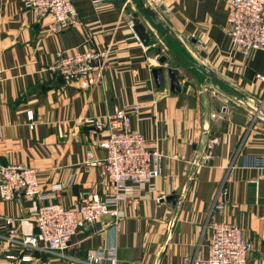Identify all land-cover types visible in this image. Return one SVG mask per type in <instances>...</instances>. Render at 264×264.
I'll list each match as a JSON object with an SVG mask.
<instances>
[{
    "label": "crops",
    "instance_id": "obj_1",
    "mask_svg": "<svg viewBox=\"0 0 264 264\" xmlns=\"http://www.w3.org/2000/svg\"><path fill=\"white\" fill-rule=\"evenodd\" d=\"M24 1L0 0V165L36 168L42 191L64 183L50 200L66 207L103 196L114 184L86 161L106 156L107 131L87 119L134 104L131 128L163 157L161 172L122 202L120 223L86 222L65 255L23 246L42 202L0 192V264H87L88 250L104 247L117 250L118 264H190L208 256L214 221L240 226L252 244L247 264H264V49L234 46L230 0H73L80 22L61 31ZM88 39L109 51L108 65L97 83L68 82L54 69L57 55Z\"/></svg>",
    "mask_w": 264,
    "mask_h": 264
},
{
    "label": "built area",
    "instance_id": "obj_2",
    "mask_svg": "<svg viewBox=\"0 0 264 264\" xmlns=\"http://www.w3.org/2000/svg\"><path fill=\"white\" fill-rule=\"evenodd\" d=\"M101 5L106 0H91ZM159 5L162 0H149ZM24 5L38 18H52L55 30H64L80 22L73 0H25ZM231 10L225 29L234 46L244 54L252 50L264 49V0H230ZM82 50L59 52L54 69L68 82L77 81L84 86L97 83L101 72L109 62V51L100 50L86 40ZM264 79L263 76L258 75ZM140 110L139 104L118 107L114 112L101 118H91L99 130L107 131V137L100 145L106 150L102 159L88 155L86 169L100 165L104 176L110 178L114 188L106 194L94 193L84 196L77 207H66L51 201L65 187L62 182L52 183L48 191L40 189L36 168L23 164L0 165V192L4 199H12L18 194L34 197L42 203L36 204L35 225L37 231L26 234L20 243L28 249H39L64 254L72 236L86 222H94L107 217L111 223L119 224L125 217L124 200L132 201L133 189L143 187L154 175L161 172L159 165L163 154L151 149L144 135L131 128V115ZM32 118V110L28 111ZM264 161V154L261 156ZM157 161L154 165V161ZM226 200L216 198L215 207L223 209ZM209 239V253L206 258H196L190 264H247L252 244L243 236L240 226L228 221H214ZM24 259L30 256H24ZM87 264H118L115 248L89 249Z\"/></svg>",
    "mask_w": 264,
    "mask_h": 264
},
{
    "label": "water",
    "instance_id": "obj_3",
    "mask_svg": "<svg viewBox=\"0 0 264 264\" xmlns=\"http://www.w3.org/2000/svg\"><path fill=\"white\" fill-rule=\"evenodd\" d=\"M146 9L150 10V8H148V7ZM135 30H136L137 34L140 36V38L145 41L146 40V36H145L146 30L144 28V25L139 21V19L137 17L135 19ZM160 60L162 62H165L166 61V56H162ZM163 70H164V67L154 68V70H153L154 73H155L157 82L159 84L162 83ZM170 73H171L172 77L176 76V70L175 69H170Z\"/></svg>",
    "mask_w": 264,
    "mask_h": 264
}]
</instances>
